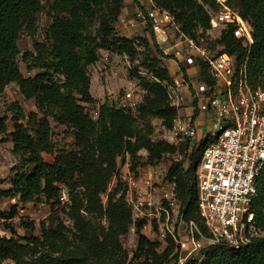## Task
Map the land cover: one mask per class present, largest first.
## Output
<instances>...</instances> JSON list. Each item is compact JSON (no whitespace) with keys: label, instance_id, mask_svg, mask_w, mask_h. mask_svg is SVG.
Here are the masks:
<instances>
[{"label":"trees","instance_id":"trees-1","mask_svg":"<svg viewBox=\"0 0 264 264\" xmlns=\"http://www.w3.org/2000/svg\"><path fill=\"white\" fill-rule=\"evenodd\" d=\"M48 1L52 11L48 41L36 40L34 50H26L21 55L28 69L40 71L25 75L19 64L18 40L23 30L35 29L42 1L0 0V94L9 83L15 82L24 99L35 101V109L28 114L18 101L11 104L13 129L10 135L14 151L21 155V160L19 165L12 167L15 172L12 186L1 193L18 196L23 202L44 195L54 210L61 204V192L66 186L71 200L70 215L76 227L75 242L65 255L55 254L65 234L53 224L42 228V243L49 246L45 250L37 248L35 243L0 234V264L6 259L25 262L28 254L35 255L29 264H87L92 258L100 261L107 251L115 249L119 236L128 230L132 221L124 191L120 193L122 182H117L107 195V205L103 204L102 194L107 191L111 178L118 175L117 156L126 152L136 159L139 151L146 149V161L156 163L165 154L178 149L187 155L186 144L152 137L154 126L149 118L158 117L169 128L177 114L168 96L172 71L161 65L164 54L155 42L153 47L157 55L147 64L151 77L140 76L146 92L134 108L105 100L95 119L82 103L95 100L90 90L88 68L99 59L100 49L127 54L131 59H135L140 45L153 52L146 36L129 38L116 34L115 24L124 0ZM155 2L170 10L182 29L192 36H196L195 28H209L208 10L220 7L217 0ZM227 3L238 9L253 27L254 43L249 52L248 70L253 83L264 88V0H227ZM216 42L238 59L245 55L242 42L230 32L222 33ZM131 73L138 74L134 69ZM52 122L70 130L74 148L55 149ZM7 130V117L0 114V134ZM200 150L201 147L197 150L199 154ZM44 152L54 153L53 160L46 161ZM183 162L172 165L170 175L178 181L179 199L186 219H196L204 229L196 211V181H192L191 175H195V168L191 172V168L183 167ZM254 207L257 222L264 232V169ZM15 208L14 205L10 213L1 211L0 217L14 216ZM86 214L97 218L106 216L108 228H98L87 220ZM141 225L138 224V229ZM157 245L158 242L139 234V248L147 247L146 251L153 255L156 264H165L170 257H175L172 256L175 248L172 238L161 252L156 251ZM186 264H264V234L253 237L240 249L224 244L213 246L202 260L195 258Z\"/></svg>","mask_w":264,"mask_h":264},{"label":"built area","instance_id":"built-area-1","mask_svg":"<svg viewBox=\"0 0 264 264\" xmlns=\"http://www.w3.org/2000/svg\"><path fill=\"white\" fill-rule=\"evenodd\" d=\"M217 1L220 7L208 10L206 30H218V38L230 32L239 39L245 50L242 59L219 43L209 45L185 32L174 14L155 0L140 11L153 42L167 45L162 52L175 63L168 96L177 114L171 127H165L164 139L186 144L187 155L201 147L196 211L204 229L196 219H186L176 178L161 160H145L137 170H128L125 179L131 229L149 239L158 233L167 241L172 238L174 264L202 260L219 244L240 249L264 234L254 207L264 169V88L253 83L248 70L253 27L227 0ZM125 99V105L134 108L142 97L131 86ZM188 106L194 107V114L186 112ZM198 121L213 123V128L201 129Z\"/></svg>","mask_w":264,"mask_h":264},{"label":"rangeland","instance_id":"rangeland-1","mask_svg":"<svg viewBox=\"0 0 264 264\" xmlns=\"http://www.w3.org/2000/svg\"><path fill=\"white\" fill-rule=\"evenodd\" d=\"M41 1L42 9L37 13L35 29L32 31L27 29L23 30L18 40L21 49L19 64L25 75H33L40 70L37 68L33 70L28 69L26 63L22 60V53L26 50H34L33 45L36 40L48 41V30L52 21V11L48 0ZM148 5L149 0H124V7L115 24V32L118 35L127 36L129 38L146 36L150 40L153 52L146 49L143 45H140L138 46V53L135 59H131L127 54L100 49L99 59L88 68L91 76L90 90L95 100L82 103L95 119L98 117L100 104L105 100L117 106H124L126 101L125 94L130 90L131 86H133L136 94H141L143 100L146 91L141 86L140 76L146 78L151 77L147 64L150 62V58L153 55H157L156 49L153 47V40H151L150 26L148 22L144 20V17L140 15V11L146 9ZM194 31L196 36L202 39L203 42L209 45H217L218 30L214 29L208 32L206 29L198 27L195 28ZM166 46H159V48L162 50V48ZM148 55H150V57H148ZM174 64L172 59L162 56L161 65L169 67L172 71V81L168 82V86L174 82L176 77L174 73ZM132 69L136 70L138 74L131 73ZM15 101L22 104L26 114L35 109L34 99H24L15 82L9 83L4 92L0 94V114L7 117L8 124V130L0 134V212L4 211L10 213L13 210V206H16L14 216L8 219L0 217V234L8 237H18L22 242L29 241L31 244L35 243L34 245L37 248L45 250L49 248V246L45 242L42 243V228L49 224H53V227L58 225L64 232L65 238L63 241L59 242L58 251L55 252V254L65 255L75 242L74 233L76 232V227L70 215L69 205L71 200L66 186H63L61 192V204H58L54 210L51 208L50 201L47 200L44 195H40L34 200L23 202L18 199V196L14 199L15 196L12 194L5 195L1 193V190H5L12 186V177L15 173L12 171V167L19 165L21 160V155L14 151V144L10 135L13 129L11 104ZM134 112H136V110ZM186 112L194 114V107L188 106ZM149 120L154 126L152 137L154 139L164 138L165 126L162 120L158 117H151ZM24 121L26 122V119ZM52 125L54 131L53 139L56 144L55 149L69 150L74 148V138L70 130L64 125L56 124L55 122H52ZM198 126L201 129L204 128L206 131H209V128H213V123L199 122ZM197 150L198 149L195 148L191 154L185 155L183 150L178 149L173 153L165 154L159 163L164 168H169L175 165V163L183 160V167L185 169L191 168V172H193L195 168L194 174L196 175V167L199 162H197V160H200V154ZM138 154L139 157L136 159H133V157L126 152L117 156L118 175H114L111 178L108 183L107 191L102 194L103 204L105 206L107 205L108 193L113 190L118 181L122 182L120 193L124 191L125 197L127 189L125 179L129 177L128 170H137L138 166L142 165L148 157V151L146 149H141ZM43 156L46 161H52L54 153L44 152ZM30 168H32V164ZM191 175L192 181H196L195 175ZM86 218L98 228L101 226L106 229L108 228L109 221L106 216L97 218L93 215L86 214ZM60 223L65 227H62ZM132 223L133 219L128 230L119 236V243L115 249L107 251L100 261L92 258L87 264H156L153 255L146 251L147 247L144 250L139 248V232L137 231L136 235L134 234V230L131 229ZM150 240L158 242L156 247V251L158 252L163 251L168 245V241L159 233L156 236L153 235ZM174 250H176V244ZM34 258L35 255L28 254L25 262L17 263L13 259H6L4 260V264H29ZM165 264H174V259L170 257Z\"/></svg>","mask_w":264,"mask_h":264}]
</instances>
